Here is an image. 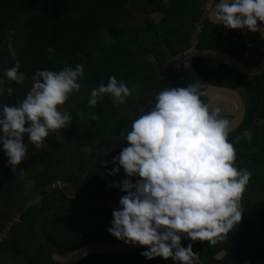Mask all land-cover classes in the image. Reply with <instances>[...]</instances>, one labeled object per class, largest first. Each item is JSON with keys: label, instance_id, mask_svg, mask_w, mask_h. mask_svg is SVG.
<instances>
[{"label": "trees", "instance_id": "1", "mask_svg": "<svg viewBox=\"0 0 264 264\" xmlns=\"http://www.w3.org/2000/svg\"><path fill=\"white\" fill-rule=\"evenodd\" d=\"M206 1L0 0V78L5 80V89L12 88L11 95L7 91L0 94V104L15 105L25 98L37 70L58 71L81 64L84 73L79 80L85 84L78 96L62 105L71 116L69 125L50 132L39 148L25 135L26 157L16 173L0 150V230L11 223L8 238L0 245V254L5 256L1 259L6 263L0 264H65L53 256L66 257L88 243L122 242L107 229L112 211L124 195L111 185L127 177L123 169L115 176L105 172L113 168V157L127 146L123 136L131 130L133 120L163 90V81L170 77L172 88L192 83L180 64L197 23L206 17L202 14ZM153 14L161 15L156 23L150 17ZM138 16L144 21H138ZM203 23L197 34L199 49L221 50L242 60L249 46L262 45L256 33L222 30L207 18ZM9 43L15 57L9 54ZM147 55L153 56L155 63H150ZM15 60L20 61V83L4 78V69ZM176 64L179 75L175 74ZM193 66L210 84L245 87L246 114L240 127L229 133L228 141L235 148V166L249 170L252 176L241 198L243 216L236 227L215 244L182 237V246L191 243L200 264H264V73L247 77L222 64L212 69L198 58ZM110 76L134 89L132 95L122 105H114L106 95L90 107L91 90L106 84ZM201 99L209 103V97ZM93 112L95 120L91 119ZM225 118L230 120L231 116ZM245 130L251 133L250 140L242 137ZM57 134L63 135L62 141L56 140ZM21 169L25 170L23 177H16ZM57 179L72 185L74 198L48 189ZM29 182L36 184L44 197L39 205H31L24 194L21 186ZM16 216L19 221L15 223ZM39 219L46 244L35 233ZM143 250L88 255L78 264H175L171 258L168 263L160 257L146 260L140 254ZM221 251L222 257L216 258Z\"/></svg>", "mask_w": 264, "mask_h": 264}, {"label": "clouds", "instance_id": "2", "mask_svg": "<svg viewBox=\"0 0 264 264\" xmlns=\"http://www.w3.org/2000/svg\"><path fill=\"white\" fill-rule=\"evenodd\" d=\"M213 9L216 23L242 35L245 30L258 32V21L264 25V0H217ZM252 49L249 46L246 53ZM8 51L16 56L11 43ZM19 68L20 61L15 60L4 69V77L20 83ZM83 73L81 64L37 70L25 98L15 105L0 104V150L13 173L26 157L25 135L39 148L50 132L71 123L70 114L60 106L80 90ZM4 84L0 78V94L11 95L12 88L5 89ZM204 88L193 82L156 93L154 107L133 120L125 136L127 146L113 157L108 175L123 169L127 178L111 185L124 195L112 211L107 231L125 245L143 247L140 254L146 260L160 257L175 264H200L192 244L182 246V237L215 244L242 219L241 198L252 173L235 166V148L228 141L231 121L221 115L219 106L201 99ZM133 91L110 76L106 84L91 90L87 103L94 108L107 95L122 105ZM91 119H97L94 112ZM242 137L250 140L251 133L245 130ZM24 172L21 169L16 177Z\"/></svg>", "mask_w": 264, "mask_h": 264}, {"label": "water", "instance_id": "3", "mask_svg": "<svg viewBox=\"0 0 264 264\" xmlns=\"http://www.w3.org/2000/svg\"><path fill=\"white\" fill-rule=\"evenodd\" d=\"M217 3V2H216ZM215 3V4H216ZM208 12L207 19L211 24L221 25L215 22V11L214 6ZM213 9V12H212ZM223 26V25H222ZM259 31L256 34L259 36L261 44H262V59L259 64L256 66L246 65L241 62L235 56L228 54L223 51L208 49V48H192L190 49L184 56L181 62L183 73L193 82H200L205 88L204 91L210 94H215L219 96H223L229 100L234 105V113L231 121V127L229 133L235 131L242 123L244 116L246 114V106L238 93V90L244 93L243 98H247V92L243 88L231 89L229 87L217 86L208 83L196 72L193 67V60L198 58L206 61H211L215 63H219L225 65L238 73L245 76H258L264 72V26L258 22ZM154 105H149L144 108L145 112L149 111ZM142 112L140 113V115ZM44 217V216H43ZM42 217V218H43ZM41 219L37 221V226L35 227V233L38 240L42 244H46L48 240L45 238L41 227H40ZM141 246H132L125 245L123 242H95L88 243L83 246L78 247L71 253L66 256L65 264H78L79 260L88 255H97V254H125L129 252H133L138 249H142Z\"/></svg>", "mask_w": 264, "mask_h": 264}, {"label": "rangeland", "instance_id": "4", "mask_svg": "<svg viewBox=\"0 0 264 264\" xmlns=\"http://www.w3.org/2000/svg\"><path fill=\"white\" fill-rule=\"evenodd\" d=\"M151 18H152V20H153V22L154 23H156V22H158L159 20H160V18H161V15L159 14V15H157V14H153V15H151L150 16ZM138 21H144L143 20V18L141 17V16H138ZM143 24V23H142ZM141 24V25H142ZM246 31V30H245ZM255 49H256V51H255ZM253 52H255V53H253ZM256 53H257V55H258V58L260 57V60H261V58H262V56H261V53H262V45H260V44H258L257 46H256V48H254V49H252L251 50V52H250V55H252V54H254V55H256ZM150 63H155V60L153 59V56H151V55H147V58H146ZM178 67H179V64H176L175 65V68L174 69H176L175 71V74H177V75H179V69H178ZM4 78H6V77H4ZM7 79V78H6ZM170 77H167V79H166V81H163V84H164V87H168V88H172V82H170ZM79 83H80V90L78 91V92H74L73 94H71L70 96H69V99L68 100H70L71 98H75V96H78L80 93H81V89L84 87V83L82 82V81H80L79 80ZM208 95H209V102H210V105H212V106H219L220 108H221V111H223L224 112V110L226 111V110H228V108H227V105H225V103H229V99H227V98H225V97H219L218 95H215V94H210V93H208ZM229 100V101H228ZM112 102H113V104L114 105H118L119 103H116V102H114V100H113V98H112ZM232 105H233V103H232ZM233 108H234V105H233ZM60 110L61 111H65V109L62 107V106H60ZM232 111V110H231ZM233 113H234V111H233ZM56 140H58V141H62L63 140V135H61V134H57L56 135ZM123 140H125V136H123ZM82 151H87L88 150V148H83V149H81ZM98 149L97 150H95L94 152H93V156H94V158H95V156L96 155H98ZM103 152H102V150L99 152V154H102ZM105 175H108V171H106L105 172ZM97 182H100V181H97ZM93 184V183H92ZM21 187H23V189L25 190V192H24V194H25V196L27 197V200H29L30 202H31V205L33 204V205H39L40 203H42V201H43V199H44V197H42L39 193H38V187L36 186V184H34V183H31V182H29V183H23L22 184V186ZM101 205V204H100ZM222 255H223V251H221V252H219L217 255H216V258H221L222 257ZM3 259V258H5V256L4 255H2V254H0V259ZM0 260V262L2 261V262H5L6 263V260ZM53 259L55 260V261H65V259H66V257H61V258H59V256H53ZM164 263H168V260H164Z\"/></svg>", "mask_w": 264, "mask_h": 264}, {"label": "built area", "instance_id": "5", "mask_svg": "<svg viewBox=\"0 0 264 264\" xmlns=\"http://www.w3.org/2000/svg\"><path fill=\"white\" fill-rule=\"evenodd\" d=\"M216 0H207L203 7H202V14H207L210 9L212 8V6L215 4ZM201 27H197L195 29V35L193 36L192 40L190 41V48L196 43L197 41V34L200 33ZM50 190H57L59 192H61V194H63L64 196L68 197V198H74L76 192L74 191V188L72 187V185L66 181H63L61 179H57L55 181H53L50 185L49 188ZM13 222H18V216L14 217ZM10 227H11V223H9L8 225H6L3 229L0 230V245H4L9 232H10Z\"/></svg>", "mask_w": 264, "mask_h": 264}, {"label": "flooded vegetation", "instance_id": "6", "mask_svg": "<svg viewBox=\"0 0 264 264\" xmlns=\"http://www.w3.org/2000/svg\"><path fill=\"white\" fill-rule=\"evenodd\" d=\"M207 16H208V13L206 14V17L205 18H201L200 19V21L197 23V25H196V27H201V29H202V27L204 26V23H203V19H206L207 18ZM208 20V19H207ZM214 25V24H213ZM216 26H218V28L219 29H222V30H224L225 29V27L224 26H222V25H216ZM245 32H247V30L246 31H244V33ZM197 44H198V41H196V43L191 47V48H197L196 46H197ZM209 49V48H208ZM251 49H252V46H251ZM215 50H217V49H215ZM219 51H221V50H219ZM255 51H256V49H255ZM224 52V51H223ZM227 53V52H226ZM253 53H255V52H253ZM229 54V53H228ZM233 56H235L236 58H238L236 55H233ZM240 60V59H239ZM241 62H243V63H245L246 65H250V66H256V65H258L259 64V62H260V58H258V55H257V53H256V55H254V54H252V55H248V53H245L244 54V56H243V58H242V60H240ZM182 62V61H181ZM192 64H193V62H192ZM218 64L219 63H215V62H211V61H207V66L208 67H210V68H212V69H215V68H217V66H218ZM180 67L182 68V65L180 64ZM194 67V66H193ZM195 69V68H194ZM197 72V71H196ZM198 73V72H197ZM264 73V72H263ZM262 73V74H263ZM259 76V75H258ZM247 77H249V76H247ZM252 77H256V76H252ZM202 78V77H201ZM214 85V84H213ZM229 88H231V89H239V88H243V89H245V87L244 86H236L235 88H232V87H229ZM246 90V89H245ZM238 93L241 95V97H242V99H243V101H244V103H245V106H246V102H245V99L243 98V96H244V93H242L241 91H239L238 90ZM202 96H204V97H209V95H208V93L207 92H205L204 90H203V95ZM201 96V97H202ZM219 96V95H218ZM219 97H223V96H219ZM229 101V100H228ZM208 104H210V102L208 103ZM225 105H227V108H228V110H224V112L223 111H221V115L222 116H231V119H232V117H233V111H234V108H233V105H232V102H231V100L229 101V103L227 102V103H225ZM232 110V111H231ZM140 115V114H139ZM230 119V120H231ZM240 127V126H239ZM238 127V128H239ZM237 128V129H238ZM236 129V130H237ZM82 206H84V205H82ZM101 206V205H100ZM103 206V205H102ZM88 207H91V204H88ZM66 260V259H65ZM65 262V261H64Z\"/></svg>", "mask_w": 264, "mask_h": 264}, {"label": "crops", "instance_id": "7", "mask_svg": "<svg viewBox=\"0 0 264 264\" xmlns=\"http://www.w3.org/2000/svg\"><path fill=\"white\" fill-rule=\"evenodd\" d=\"M261 56H262V53H261ZM260 58V57H259ZM262 59V58H261ZM59 258H61V257H59Z\"/></svg>", "mask_w": 264, "mask_h": 264}]
</instances>
